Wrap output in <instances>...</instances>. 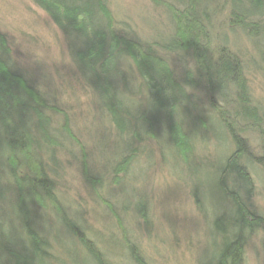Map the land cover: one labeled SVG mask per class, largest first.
Listing matches in <instances>:
<instances>
[{
	"label": "trees",
	"instance_id": "16d2710c",
	"mask_svg": "<svg viewBox=\"0 0 264 264\" xmlns=\"http://www.w3.org/2000/svg\"><path fill=\"white\" fill-rule=\"evenodd\" d=\"M31 1L70 40L74 65L120 139L109 185L147 155L152 164L190 168L201 152L211 156L209 136L219 133L225 148L219 189L230 209L211 223L217 247L211 264H245L259 233L264 248V216L248 202L256 167H264V107L250 72L264 77V63L231 45L224 30L228 25L261 49L264 0H152L169 25L150 37L119 19L111 0ZM55 99L15 60L0 29V264H152L127 235L114 196L102 194L103 174L88 166L87 148ZM247 132L258 134L261 152ZM77 151L83 179L124 233L111 236L110 245L101 242L106 233L86 224L83 206L60 192Z\"/></svg>",
	"mask_w": 264,
	"mask_h": 264
},
{
	"label": "rangeland",
	"instance_id": "374dc122",
	"mask_svg": "<svg viewBox=\"0 0 264 264\" xmlns=\"http://www.w3.org/2000/svg\"><path fill=\"white\" fill-rule=\"evenodd\" d=\"M111 5L119 19H128L137 26L142 37H150L154 32L162 34L169 25L165 9L152 0H111ZM224 28L231 45L247 47L246 52L263 65L264 40L258 39L261 49L255 50L240 32L228 25ZM0 29L7 35L19 65L67 111L74 134L87 148L88 166L95 175L103 174L102 194L110 199L114 196L111 200L123 218L127 235L146 259L152 264H211L217 249L211 223L230 209L227 195L219 189L225 153L221 135L209 136L217 137L212 143L210 140L211 156L201 152L190 168L177 170L172 163L163 166L159 160L152 164L147 155L130 167L127 177L111 187L110 162L119 149L116 141L120 145V139L110 128V120L98 110L94 96L74 65L70 40L31 0H0ZM250 77L253 95L264 107V77L253 70ZM246 136L254 150L261 152L258 134L247 132ZM77 155L78 159L69 156L71 163L62 177L60 192L74 206L78 203L77 208L79 204L83 206L80 214L86 218V224L93 231L106 233L101 242L110 245L111 238L122 239L124 233L116 217L83 179L78 162L82 155L78 151ZM253 176L255 187L248 202L264 216V167H256ZM144 210L149 220L146 223L140 216ZM262 239L261 233L251 239L245 264H264ZM124 258L128 260L127 256Z\"/></svg>",
	"mask_w": 264,
	"mask_h": 264
}]
</instances>
